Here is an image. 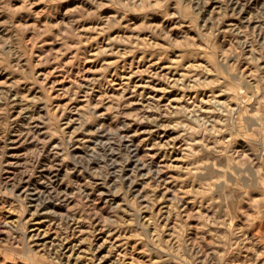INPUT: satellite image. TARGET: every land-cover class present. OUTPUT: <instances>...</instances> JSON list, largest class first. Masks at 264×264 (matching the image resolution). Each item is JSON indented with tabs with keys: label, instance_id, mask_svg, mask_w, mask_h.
Masks as SVG:
<instances>
[{
	"label": "rangeland",
	"instance_id": "1",
	"mask_svg": "<svg viewBox=\"0 0 264 264\" xmlns=\"http://www.w3.org/2000/svg\"><path fill=\"white\" fill-rule=\"evenodd\" d=\"M0 264H264V0H0Z\"/></svg>",
	"mask_w": 264,
	"mask_h": 264
}]
</instances>
